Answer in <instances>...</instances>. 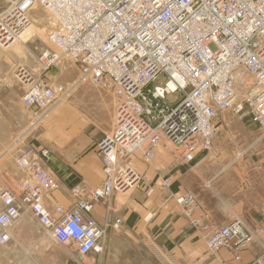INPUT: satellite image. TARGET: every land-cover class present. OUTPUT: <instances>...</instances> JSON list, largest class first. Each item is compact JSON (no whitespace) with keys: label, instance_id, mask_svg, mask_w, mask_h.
Listing matches in <instances>:
<instances>
[{"label":"built area","instance_id":"obj_1","mask_svg":"<svg viewBox=\"0 0 264 264\" xmlns=\"http://www.w3.org/2000/svg\"><path fill=\"white\" fill-rule=\"evenodd\" d=\"M37 7L47 13L46 37L54 47L53 57L45 50L39 60L49 66L58 54L78 74L69 83L54 84L19 73L29 124L39 125L78 88L91 84L114 95L112 127L96 144L102 182L69 207L45 203L59 187L47 169V148H29L14 158L24 175L14 188L0 187V244L9 241L19 218L30 215L43 233L75 248L81 259L100 253L108 228L117 230L121 219L100 224L91 212L143 180L130 157L152 160L155 149L168 143L177 162L208 152L216 119L225 110L257 122V133L237 157L264 140V0H14L0 14V47L18 39L30 24L29 11ZM171 183L168 177L161 180L163 188ZM173 198L208 252L228 247L238 258L259 244L251 264H264V227H250L239 216L216 225L194 194L182 191ZM149 246L164 264H179Z\"/></svg>","mask_w":264,"mask_h":264},{"label":"crops","instance_id":"obj_2","mask_svg":"<svg viewBox=\"0 0 264 264\" xmlns=\"http://www.w3.org/2000/svg\"><path fill=\"white\" fill-rule=\"evenodd\" d=\"M14 52L17 51L0 47V187L14 188L23 178L24 174L16 167L14 159L19 153L29 148L45 147L50 151L47 169L59 181L58 190L49 193L45 203L49 208L59 204L69 207L103 180L96 148L100 138H94L99 131L102 135L109 132L105 118L112 112L111 98L114 99V95L110 90L80 87L72 94L82 109L77 107L71 112L69 119L73 122L70 128L62 124L63 116L59 110L48 115L39 125L31 126L22 109L23 86L12 75ZM76 69L72 79L78 74ZM46 77L49 81L50 78ZM91 99L97 107H89ZM93 114L100 120L94 119ZM216 123L212 147L190 160L176 162L164 145L155 149L153 163L141 155L129 158L132 167L144 175L143 180L128 194H114L95 205L91 212L100 224L121 219L117 230L108 228L105 239L121 231L138 232L143 240L167 252L179 264L253 262L260 253L259 244L243 249L238 258L228 247L208 252L204 240L173 198V194L182 191L194 194L203 213L216 225H224L239 216L250 227H264V141L245 152L244 156L237 157L239 150H246L253 140L258 130L257 122L251 116L242 118L225 110ZM254 150L259 155L251 157ZM164 177L172 182L169 188L161 185ZM9 235V241L0 244V264H15L16 261L22 264L83 262L72 246L57 244L59 247H55L56 243L43 233L30 215L19 218ZM19 247L25 250L24 253ZM141 248L152 252L149 245ZM121 250L127 249L113 247L109 250L107 260L110 264H114L112 256Z\"/></svg>","mask_w":264,"mask_h":264},{"label":"rangeland","instance_id":"obj_3","mask_svg":"<svg viewBox=\"0 0 264 264\" xmlns=\"http://www.w3.org/2000/svg\"><path fill=\"white\" fill-rule=\"evenodd\" d=\"M13 1L14 0H0V14L7 11V9H9V6L11 5ZM28 19L31 25L30 29H28L26 32L23 33L21 40H17L16 42L10 44V46L7 49H5V50L10 49V50L17 51V52H14L15 61H14V64L12 65L13 77L16 80H18L19 83H21V86H23V83L19 79V73H22V71L25 70L29 72L33 77H38L39 75H41L42 77L47 78L46 76H48V78H50L49 81L54 84L55 83H68V81H70L73 78L71 75H74L77 72L76 67L73 66V63L70 60L68 61L66 58L59 56L57 59H55L53 64H50L49 66L45 65V62H46L45 59L39 60V57L45 50H48L52 57L54 55L53 54L54 47L50 45L46 37L47 26H48L47 13L42 8L37 7L29 11ZM242 76L246 81H250V78L249 76H247L246 73L243 74ZM85 87H89L92 89H99V90L105 89L109 91L108 88H101V86L99 88L98 86H94L91 84H87L85 85ZM74 94L70 96L69 100L58 104L49 114L51 115L57 110H59V112H61L63 116L62 124L65 125L64 127L66 128H70L72 126L73 121L69 119V116H71V112L73 110L74 111L77 110V107L79 109H82L80 106H78V103L75 101V98L73 97ZM92 101H93L92 99L89 101L88 103L89 107H92L94 105L95 107H97V105ZM111 103H112V108H111L112 112L110 115L108 114L107 119L105 118L106 120L105 126H106V129H108L107 131H110L112 127L111 123H112V117H113V112H114L113 110L114 99L112 98H111ZM93 116L95 119L96 116L94 114ZM101 135L102 133L100 131L97 132L94 139L97 140L101 138ZM167 150H169L171 154L174 155L173 158L175 159V155L177 154H175L173 150V146L170 143H168ZM252 152L253 151L251 152L249 151V153H252ZM258 155L259 153L254 150V153L251 154V157L258 156ZM154 159L151 160L152 163L155 161ZM142 176L144 177V175ZM131 190L125 193L119 192L118 195L120 196L126 195ZM57 244L58 243L55 244L56 245L55 247H59V245ZM148 245L149 243L143 240L142 236L138 232L121 231L120 234H111L110 237L108 235L106 239L102 241V247H103L102 251L100 253H90V255L85 256L83 258V262L81 263L82 264H93V263L110 264V260H107L108 258L107 253L109 252V250H111L113 247H116V248L124 247L127 250H121V251L125 253L120 254L121 251H119V254L112 256V262H114V264H122V263L124 264H164L161 260H159L154 255L153 251L150 253L148 249L141 248V247L148 246ZM20 250L23 253L25 251L23 250L22 247L20 248ZM124 258H126L128 262L124 260ZM15 264H22V262L16 261Z\"/></svg>","mask_w":264,"mask_h":264},{"label":"bare ground","instance_id":"obj_4","mask_svg":"<svg viewBox=\"0 0 264 264\" xmlns=\"http://www.w3.org/2000/svg\"><path fill=\"white\" fill-rule=\"evenodd\" d=\"M30 26H31L30 24L27 25V27H26V28L23 30V32L19 35V37H18L17 40H21V37L23 36V33L26 32L28 29H30ZM0 34H1V30H0ZM17 40H16V41H17ZM16 41H14V42H16ZM14 42H13V43H14ZM58 57H59L58 54H56L55 59L58 58ZM169 86L172 87V84H169ZM159 91H160V90H159Z\"/></svg>","mask_w":264,"mask_h":264},{"label":"water","instance_id":"obj_5","mask_svg":"<svg viewBox=\"0 0 264 264\" xmlns=\"http://www.w3.org/2000/svg\"><path fill=\"white\" fill-rule=\"evenodd\" d=\"M150 97L152 98V95H150ZM153 99V98H152ZM153 102L155 103L156 102V100L155 99H153Z\"/></svg>","mask_w":264,"mask_h":264},{"label":"trees","instance_id":"obj_6","mask_svg":"<svg viewBox=\"0 0 264 264\" xmlns=\"http://www.w3.org/2000/svg\"><path fill=\"white\" fill-rule=\"evenodd\" d=\"M200 154H202V153H200ZM200 154H197V155H195L194 157H196V156H198V155H200Z\"/></svg>","mask_w":264,"mask_h":264}]
</instances>
